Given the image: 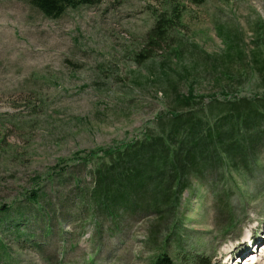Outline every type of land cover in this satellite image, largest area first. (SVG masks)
Instances as JSON below:
<instances>
[{
  "label": "rangeland",
  "instance_id": "1",
  "mask_svg": "<svg viewBox=\"0 0 264 264\" xmlns=\"http://www.w3.org/2000/svg\"><path fill=\"white\" fill-rule=\"evenodd\" d=\"M85 1L49 17L0 0V264H151L154 230L176 264H221L230 243L237 257L248 216L264 209V123L247 165L224 157L190 173L164 214L97 210L92 176L108 158L86 155L143 137L179 108L177 91L264 98V0ZM161 16L173 27L150 43ZM203 117L212 127L220 115Z\"/></svg>",
  "mask_w": 264,
  "mask_h": 264
},
{
  "label": "trees",
  "instance_id": "2",
  "mask_svg": "<svg viewBox=\"0 0 264 264\" xmlns=\"http://www.w3.org/2000/svg\"><path fill=\"white\" fill-rule=\"evenodd\" d=\"M31 2L45 15L58 17L68 7L86 1ZM172 27L168 17L157 18L148 32L150 43H158L155 40L167 36ZM176 100L179 108L159 116L155 126L142 131L143 137L86 155L89 159L100 151L108 158L95 168L92 176L89 198L97 210L110 217L137 210L164 214L165 208L172 211L180 204L182 192L191 184L190 173L203 174L210 166L220 164L224 157L226 166L247 165L245 159L254 152L262 135L258 125L264 123V98L249 101L246 97H233V100L220 101L214 97L205 103V96H196L190 90L187 94L177 91ZM208 111L220 115L212 127L207 126L203 117V112ZM226 121L228 128H224ZM242 130L249 135L241 133ZM39 196V191H35L30 199L39 202ZM158 234V230L152 231L146 241L154 251L151 264H176Z\"/></svg>",
  "mask_w": 264,
  "mask_h": 264
},
{
  "label": "bare ground",
  "instance_id": "3",
  "mask_svg": "<svg viewBox=\"0 0 264 264\" xmlns=\"http://www.w3.org/2000/svg\"><path fill=\"white\" fill-rule=\"evenodd\" d=\"M255 210H254V212H255ZM262 215H264V209L263 210H260V209L257 210V213L252 217L248 216V221L245 224H247V230L249 231V233H245V234L243 233L245 235V239H244V241H242L240 243V245L242 244V246L245 247L246 242H247L248 246H247V248L245 247L246 249L243 248V250H240L238 253H243L244 251H247L249 249L252 250V248L258 252V249L256 250L255 247H252V246H254V244H258V243L264 249V234H263L264 231H261L262 230V226H261L262 224L261 223L264 222V219H262ZM237 238H239V235L235 236V239H237ZM235 239H234V241H235ZM239 239H237V240H239ZM232 244L233 243L226 244L223 246V249L220 252V256L218 257L219 263L221 262V264H230V263L236 264L235 262H233L234 261L233 256H234L235 250L238 248V246L232 247ZM260 251L262 252V250H260ZM260 255H264V254L262 253ZM235 259L240 260L239 257H237ZM247 259L248 260L245 261L244 264H249L251 260H252V262L250 264H258L260 262V259L257 257V255H255V253H251V256H247Z\"/></svg>",
  "mask_w": 264,
  "mask_h": 264
}]
</instances>
